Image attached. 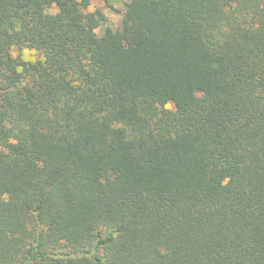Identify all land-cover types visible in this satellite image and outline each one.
I'll use <instances>...</instances> for the list:
<instances>
[{"label":"trees","instance_id":"obj_1","mask_svg":"<svg viewBox=\"0 0 264 264\" xmlns=\"http://www.w3.org/2000/svg\"><path fill=\"white\" fill-rule=\"evenodd\" d=\"M94 1L0 0V264H264V0Z\"/></svg>","mask_w":264,"mask_h":264},{"label":"rangeland","instance_id":"obj_2","mask_svg":"<svg viewBox=\"0 0 264 264\" xmlns=\"http://www.w3.org/2000/svg\"><path fill=\"white\" fill-rule=\"evenodd\" d=\"M135 0H95L92 5L86 9V12H94L100 10L103 12L105 19L101 26L96 30L99 36H103L107 28L113 30H121L123 19L128 12V5ZM57 8L53 7L50 12H57ZM123 41L126 47H136L137 42L130 36H123ZM15 56H22L26 61H38L42 59L41 54L33 49L22 48L14 51ZM169 108H173L172 105Z\"/></svg>","mask_w":264,"mask_h":264}]
</instances>
